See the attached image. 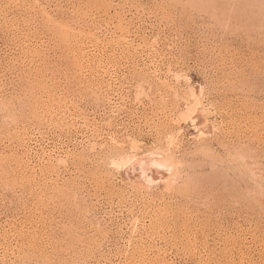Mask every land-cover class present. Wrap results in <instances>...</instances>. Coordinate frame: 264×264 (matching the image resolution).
<instances>
[{"label":"rangeland","instance_id":"rangeland-1","mask_svg":"<svg viewBox=\"0 0 264 264\" xmlns=\"http://www.w3.org/2000/svg\"><path fill=\"white\" fill-rule=\"evenodd\" d=\"M0 264H264V0H0Z\"/></svg>","mask_w":264,"mask_h":264}]
</instances>
